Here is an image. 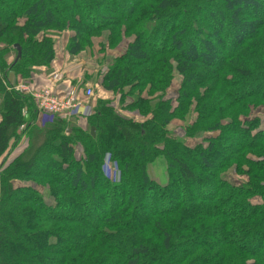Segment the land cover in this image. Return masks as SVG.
I'll use <instances>...</instances> for the list:
<instances>
[{
    "label": "trees",
    "instance_id": "16d2710c",
    "mask_svg": "<svg viewBox=\"0 0 264 264\" xmlns=\"http://www.w3.org/2000/svg\"><path fill=\"white\" fill-rule=\"evenodd\" d=\"M221 2L0 0V40L15 31L31 41L0 49V264H264V129L238 116L242 101L264 102V0ZM119 22L135 38L103 87L123 108L98 100L82 123L39 127L31 97L5 86L8 73L25 79L52 62V43L36 36L74 31L68 54L76 55L81 35ZM170 57L183 78L175 103L160 93ZM190 103L197 114L186 136H202L193 146L167 129ZM106 157L117 182L104 175ZM159 159L164 185L148 175ZM243 163L248 179L232 182L227 172Z\"/></svg>",
    "mask_w": 264,
    "mask_h": 264
},
{
    "label": "rangeland",
    "instance_id": "374dc122",
    "mask_svg": "<svg viewBox=\"0 0 264 264\" xmlns=\"http://www.w3.org/2000/svg\"><path fill=\"white\" fill-rule=\"evenodd\" d=\"M218 2L219 7H222V2L221 0H215ZM214 10L213 8H208L207 11L208 13H212ZM20 21V20H19ZM141 21V20H140ZM141 23H144L143 21H141ZM139 25V24H137ZM201 27H203L206 31H209V26H206L205 23L200 24ZM226 26V23L224 24ZM123 27H126L125 29ZM129 25L128 22H119V24H117L115 26V28H112V26H107V27H103L101 30H99L98 32L94 33V34H89V35H81V39L80 43H81V47L82 50L77 53L76 55H70L71 57H76V59H78L79 61H81L82 63H84V65L86 66L87 72L89 71L91 74H85L88 75L90 78H84L83 81H87V82H82V85H89L90 89L92 91V97L91 100H88V104L90 105L91 109L93 108V106H95L96 102L98 100H103L105 97L106 99H104L103 101H108V103H110L113 107H116L118 109H122L123 105L122 103L120 104V97L118 92H111V91H106L103 87L105 81V77L107 76V74L109 73V70L111 68V66L113 64H115V62L117 61L118 58H120L122 55L125 54L127 46L129 45L130 42H132L135 38V31L133 30H126L128 29ZM56 31V30H55ZM56 32H58L60 34L59 37L60 40L56 43V53H60V55L64 54V57L68 54V49L71 46V36L74 34V31H60L57 30ZM42 39V38H41ZM40 37L37 38V40H41ZM63 39V41H62ZM17 42V43H21L23 45L28 43H24V40L21 39L18 35L17 32H11L10 36L7 39H2L0 40V46H7V45H11L12 43ZM62 43H64L63 46V50L61 51L59 46L63 45ZM59 44V45H58ZM13 48V47H12ZM21 48V47H20ZM52 49H54V44L52 46ZM13 55L16 56V51L14 49L9 50V55ZM13 53V54H12ZM54 53V51H53ZM63 57V55H62ZM54 59V57H53ZM170 62H171V68L168 72V79H170V86L169 88H165L163 91H160V93H164L163 96L165 95L166 99H171L172 98V103H175L173 99L176 98L177 95V91L178 89H180L181 87V83L183 81L182 76H180L178 74V72L175 70V62L174 59L172 57L169 58ZM128 63L129 61L123 62L121 63V66H126L128 67ZM24 79V78H22ZM26 79V78H25ZM21 83H26V82H21ZM20 83V85H21ZM17 85V82L14 84H10L8 79H6V88L8 90H13L12 87L14 85ZM28 84V83H27ZM9 85V86H8ZM201 88V87H200ZM199 88V89H200ZM147 89V88H146ZM126 90V89H124ZM19 93V92H18ZM136 93V92H135ZM22 94V93H20ZM24 95V94H23ZM107 95L110 98H107ZM143 95H145V93H143ZM254 99H247L242 101V106L243 104H245V106H247L248 108L245 109L243 112H241L238 116L239 119H243L244 118V114L245 113H249V115H252L254 117L259 118L260 120V126L261 128L264 129V102H258L257 100L254 101ZM226 102H229L228 99H226ZM126 102H124L123 104H125ZM239 104V105H241ZM240 106H237L235 109H238ZM246 108V107H245ZM125 113H129L132 114L131 117H133V115H135L137 117V119H135L136 121L140 122L144 120L143 116H140L138 114L137 111L135 110H131V111H126ZM196 111H195V105L194 103H190L189 106L187 107V109L185 110L184 113H182L181 117L178 118H173L171 119L169 125L167 126L168 132L170 135H172L175 138L181 139V140H186V142L188 143L189 146H193L197 141L201 140L202 136L196 137L194 139H188L187 138V128L190 127L195 119H196ZM213 120H215L213 118ZM45 121V119L40 120L39 123V127L42 126V123ZM221 125H225L227 123H230L228 121V118H222L219 120ZM68 125L71 126V123H67ZM28 143V137L25 135L24 137L20 138L18 144L16 145V147L14 148L15 151H13V154L17 155L18 153H20L27 145ZM247 153L249 151H246ZM82 148L81 146H77L75 148V156L77 158L82 157ZM246 153V154H247ZM253 158H255L254 156H252ZM242 171L238 172L236 169H232L229 170L227 172V175H231L229 176L232 180V182L234 183H238V181H245L246 179H248V168L246 166L245 163L242 164ZM110 170H112L114 172V168H110ZM104 175L111 179H112L110 173L108 170H106V174L104 172ZM148 175L149 177L154 180L155 182H157L160 185H164L166 183V176H165V166H164V162L163 160L159 159L157 160L152 167H150V169L148 170ZM119 180V178L116 181H112V182H117ZM33 187H36L34 185H32ZM39 188V187H37ZM41 190V193L44 195L45 199L47 200L48 203L51 202V199H49L47 197V192L45 191V189L43 188H39ZM254 203H259V199H255L253 200Z\"/></svg>",
    "mask_w": 264,
    "mask_h": 264
},
{
    "label": "built area",
    "instance_id": "2783aa9c",
    "mask_svg": "<svg viewBox=\"0 0 264 264\" xmlns=\"http://www.w3.org/2000/svg\"><path fill=\"white\" fill-rule=\"evenodd\" d=\"M49 79L55 86L62 82L64 75L61 72H52L49 74ZM2 80V74L0 71V81ZM12 89L16 92L28 95L31 97L34 107L38 113V120L51 122L53 120H60L65 123H71L75 119L80 120L88 117L92 109L88 104V100H91L92 91L88 85L69 86L66 90L58 92L52 86L35 88L31 84L17 83ZM25 114V112H23ZM23 125L19 130L23 129ZM114 168V172L110 168ZM106 170L109 171L112 181H116L119 177L117 166L114 162L108 160L106 157L103 166V172L106 174Z\"/></svg>",
    "mask_w": 264,
    "mask_h": 264
},
{
    "label": "crops",
    "instance_id": "0c3cea01",
    "mask_svg": "<svg viewBox=\"0 0 264 264\" xmlns=\"http://www.w3.org/2000/svg\"><path fill=\"white\" fill-rule=\"evenodd\" d=\"M60 34L54 31H45L41 32L38 36H36V39L40 37L41 38H47L52 43V46L54 44V59L48 66H34L32 67V70L26 79H22L19 75H14L12 72L8 73L7 78L10 84L14 83H21V82H27L31 84L35 88H42V87H49L52 86V89H56L58 92H62L63 90H66L69 86H77L81 85L84 78H90L88 75L85 74H91L89 71L87 72L86 66L84 63L76 59V57H71L70 55H66L63 57L62 55L59 56L60 53H56L55 47L56 43L60 40L61 37H59ZM40 41V40H39ZM63 41V39H62ZM63 45L59 46L60 50H63ZM59 45V44H58ZM4 46H0V49H2ZM13 54V53H12ZM16 56L9 55L8 62L13 61ZM52 72H61L64 75V79L62 82L58 83L57 85H53L52 82L49 79V74ZM86 85V84H85ZM88 85V84H87ZM89 86V85H88ZM106 99L105 97H103ZM107 98H110L107 95ZM103 99V100H104ZM25 112V111H24ZM128 115V113L126 114ZM132 114L129 113V116L131 117ZM135 119L137 117L133 115ZM132 118V117H131ZM80 120L76 119V122ZM83 121V120H82Z\"/></svg>",
    "mask_w": 264,
    "mask_h": 264
},
{
    "label": "water",
    "instance_id": "95a60500",
    "mask_svg": "<svg viewBox=\"0 0 264 264\" xmlns=\"http://www.w3.org/2000/svg\"><path fill=\"white\" fill-rule=\"evenodd\" d=\"M13 49L16 51V57L14 59V63L21 58V48L19 45H14Z\"/></svg>",
    "mask_w": 264,
    "mask_h": 264
},
{
    "label": "bare ground",
    "instance_id": "6f19581e",
    "mask_svg": "<svg viewBox=\"0 0 264 264\" xmlns=\"http://www.w3.org/2000/svg\"><path fill=\"white\" fill-rule=\"evenodd\" d=\"M111 180V179H110Z\"/></svg>",
    "mask_w": 264,
    "mask_h": 264
}]
</instances>
